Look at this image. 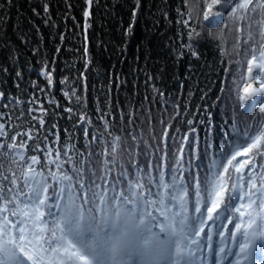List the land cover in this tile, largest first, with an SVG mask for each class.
<instances>
[{"label": "trees", "instance_id": "obj_1", "mask_svg": "<svg viewBox=\"0 0 264 264\" xmlns=\"http://www.w3.org/2000/svg\"><path fill=\"white\" fill-rule=\"evenodd\" d=\"M238 2L210 36V0H0V264H264V155L233 159L264 12Z\"/></svg>", "mask_w": 264, "mask_h": 264}, {"label": "snow or ice", "instance_id": "obj_2", "mask_svg": "<svg viewBox=\"0 0 264 264\" xmlns=\"http://www.w3.org/2000/svg\"><path fill=\"white\" fill-rule=\"evenodd\" d=\"M87 3L89 5V7L92 4V0H87ZM221 3V0H210V3L207 4L206 10L204 11L203 14V20L206 22L203 25V28L206 31H212L218 24L219 21L218 20H213L211 17L216 16L217 13L213 11V6L215 5H219ZM253 5V0H239L238 3H236L232 8H231V13L230 15H235L238 10H244V11H248L249 10V6ZM139 5L137 4V9H138ZM256 7H259V9L261 10V12H264V0H256V4L253 6L252 11L256 10ZM43 9H44V18H45V23L48 22V20L50 19L48 13H49V5L48 4H44L43 5ZM137 9L133 10V17H135L136 15V11ZM33 12L37 15L40 16V12L37 11V9L33 8ZM188 19H185L182 21V23L185 25V27L189 28V36H192V33H195L196 36H200L201 33L198 32L195 28L191 27L189 21L191 19L192 16V12L189 11L187 14ZM84 16L87 18L90 16V11L89 10H85L84 12ZM129 32L131 31V26L128 30ZM262 36H264V31H262L261 33ZM191 43L188 45L189 48H191ZM258 69V74L253 75V70ZM4 71H7V69H4ZM247 73H248V79L251 81L249 82L244 88H243V92L245 93V95H241L239 97V99L243 102L246 100H251L253 97L256 96H261L264 97V44L261 45L260 50L258 55L255 54V52L253 53V55L251 56L250 59H248L247 61ZM17 77H20L21 73L19 71H17L16 73ZM259 83V87L258 88H254L253 87V83ZM49 83H51V78L49 75ZM165 105L169 104L170 101L165 100ZM241 108H244V103H241L240 105ZM260 112L264 113V100H261L260 102ZM81 119H83V117H81ZM40 123L43 124L44 121L41 119ZM189 124H191V121L188 122ZM3 128V125L0 124V129ZM4 133L2 131H0V135H3ZM251 143H248L246 147L240 148L238 149L235 154H234V161H236L237 156L243 155L248 153L251 149L256 148L262 155H264V145H261L260 141L262 139H264V132H261L260 135H257L255 137H251ZM245 163L249 164V160L245 159L243 161L237 162V168L239 169L240 167H242Z\"/></svg>", "mask_w": 264, "mask_h": 264}, {"label": "bare ground", "instance_id": "obj_3", "mask_svg": "<svg viewBox=\"0 0 264 264\" xmlns=\"http://www.w3.org/2000/svg\"><path fill=\"white\" fill-rule=\"evenodd\" d=\"M258 69H255L254 68V70H253V75H256V74H258ZM246 82H247V84L249 83V82H251L249 79H248V76H247V79H246ZM247 84H244V87L247 85ZM253 87L254 88H258L259 87V83L258 82H256V83H253ZM257 99V100H256ZM258 100H264V97H261V96H256V97H254V100L253 101H255V104L257 105V104H260V103H258ZM251 101H252V99H251ZM253 101H252V104L254 105V103H253Z\"/></svg>", "mask_w": 264, "mask_h": 264}, {"label": "rangeland", "instance_id": "obj_4", "mask_svg": "<svg viewBox=\"0 0 264 264\" xmlns=\"http://www.w3.org/2000/svg\"><path fill=\"white\" fill-rule=\"evenodd\" d=\"M248 73H247V70L245 71V78H244V81H243V83H242V90H241V92H243V88H244V84H247V82L245 81L246 79H247V77L246 76H248L247 75ZM244 93V92H243ZM254 100V97L252 98V101ZM257 100V99H256ZM251 101V100H250ZM261 101L260 100H258V103H260ZM253 103H254V105H255V101H253ZM253 105V104H252ZM251 105V106H252ZM252 107H259L260 108V105L259 106H252ZM132 262V261H131Z\"/></svg>", "mask_w": 264, "mask_h": 264}, {"label": "water", "instance_id": "obj_5", "mask_svg": "<svg viewBox=\"0 0 264 264\" xmlns=\"http://www.w3.org/2000/svg\"><path fill=\"white\" fill-rule=\"evenodd\" d=\"M259 105H260V104H257V105L255 104V105H252V106H259ZM122 264H125V262H123Z\"/></svg>", "mask_w": 264, "mask_h": 264}, {"label": "clouds", "instance_id": "obj_6", "mask_svg": "<svg viewBox=\"0 0 264 264\" xmlns=\"http://www.w3.org/2000/svg\"><path fill=\"white\" fill-rule=\"evenodd\" d=\"M209 35L211 36V35H214L211 31L209 32Z\"/></svg>", "mask_w": 264, "mask_h": 264}]
</instances>
